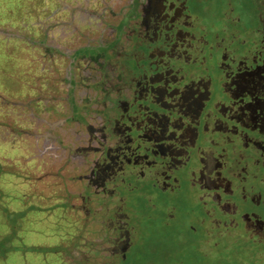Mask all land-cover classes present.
<instances>
[{
    "label": "flooded vegetation",
    "instance_id": "obj_1",
    "mask_svg": "<svg viewBox=\"0 0 264 264\" xmlns=\"http://www.w3.org/2000/svg\"><path fill=\"white\" fill-rule=\"evenodd\" d=\"M149 4L137 26L133 80L110 106L108 142L85 178V191L110 186L117 199L87 214L111 220L104 240L126 241L114 264L142 245L136 216L179 222L207 243L242 239L264 264V0ZM217 13L227 25L210 21ZM130 195L142 203L137 210ZM79 261L98 264L84 250Z\"/></svg>",
    "mask_w": 264,
    "mask_h": 264
},
{
    "label": "rangeland",
    "instance_id": "obj_2",
    "mask_svg": "<svg viewBox=\"0 0 264 264\" xmlns=\"http://www.w3.org/2000/svg\"><path fill=\"white\" fill-rule=\"evenodd\" d=\"M0 1L11 8L0 11V139L17 154V171H25L21 165L27 159L30 180L46 186L47 206L76 202L80 216L70 220L75 229L80 226L84 253L98 264H114L126 241L116 235L104 240L111 220L97 217L94 223L87 213L117 197H108L110 186L102 190L96 184L85 191V178L108 142L110 106L124 83L133 80L137 26L150 0L137 7L133 0ZM221 8L218 2L214 10ZM217 15H209L210 21ZM225 24L216 20L217 28ZM130 196L137 210L142 203ZM154 219H133L142 245L124 264H263L262 257L241 246L242 239L232 247L220 240L207 243L179 222L163 225Z\"/></svg>",
    "mask_w": 264,
    "mask_h": 264
},
{
    "label": "crops",
    "instance_id": "obj_3",
    "mask_svg": "<svg viewBox=\"0 0 264 264\" xmlns=\"http://www.w3.org/2000/svg\"><path fill=\"white\" fill-rule=\"evenodd\" d=\"M10 10L0 1V11ZM8 144L0 139V264H81V230L70 220L80 216L76 202L47 206L46 186L30 180L27 159L21 165L25 171H17V154L6 149Z\"/></svg>",
    "mask_w": 264,
    "mask_h": 264
}]
</instances>
